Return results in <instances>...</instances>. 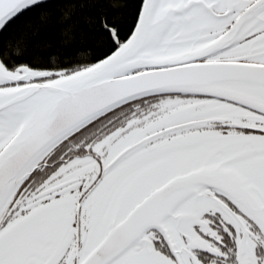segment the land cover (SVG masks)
I'll return each mask as SVG.
<instances>
[{
	"label": "snow or ice",
	"instance_id": "snow-or-ice-1",
	"mask_svg": "<svg viewBox=\"0 0 264 264\" xmlns=\"http://www.w3.org/2000/svg\"><path fill=\"white\" fill-rule=\"evenodd\" d=\"M0 264H264V0H0Z\"/></svg>",
	"mask_w": 264,
	"mask_h": 264
}]
</instances>
